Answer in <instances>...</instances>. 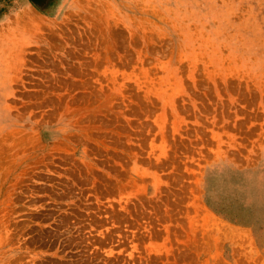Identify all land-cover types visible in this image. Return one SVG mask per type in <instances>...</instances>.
<instances>
[{
  "label": "rangeland",
  "instance_id": "374dc122",
  "mask_svg": "<svg viewBox=\"0 0 264 264\" xmlns=\"http://www.w3.org/2000/svg\"><path fill=\"white\" fill-rule=\"evenodd\" d=\"M0 264H264V0H0Z\"/></svg>",
  "mask_w": 264,
  "mask_h": 264
}]
</instances>
